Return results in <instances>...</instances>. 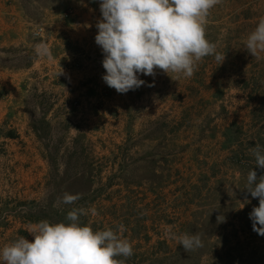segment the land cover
I'll use <instances>...</instances> for the list:
<instances>
[{"label":"rangeland","instance_id":"obj_1","mask_svg":"<svg viewBox=\"0 0 264 264\" xmlns=\"http://www.w3.org/2000/svg\"><path fill=\"white\" fill-rule=\"evenodd\" d=\"M262 17L264 0H221L206 24L221 65L205 57L179 81L157 69L118 94L102 80L99 0H0V249L84 207L97 214L82 225L125 226L126 264H264L245 189L264 175L250 151L264 147V53L245 49ZM169 227L204 246L185 252Z\"/></svg>","mask_w":264,"mask_h":264},{"label":"clouds","instance_id":"obj_2","mask_svg":"<svg viewBox=\"0 0 264 264\" xmlns=\"http://www.w3.org/2000/svg\"><path fill=\"white\" fill-rule=\"evenodd\" d=\"M219 3L221 0H99L101 18L95 25V43L103 55V82L118 94H126L145 84L140 75L154 77L157 69L179 81L191 78L205 57L211 56L221 65L226 53L206 36L210 10ZM245 49L252 57L264 53V17L248 35ZM35 51L52 59L46 43L37 44ZM250 151L255 165L264 170V147L256 144ZM245 189L258 199V206L249 213L252 230L264 236V175L258 177L250 170ZM80 198L65 192L61 202L71 205ZM245 203H250L247 197L240 209ZM89 211L97 214L95 208L74 207L67 212V223H35L28 229L31 241L21 236L0 249V264H126L134 249L122 235L125 226L93 230L80 223V217ZM224 219L217 216L218 222ZM166 235L178 241L185 252L204 246L199 233L177 235L169 227Z\"/></svg>","mask_w":264,"mask_h":264},{"label":"trees","instance_id":"obj_3","mask_svg":"<svg viewBox=\"0 0 264 264\" xmlns=\"http://www.w3.org/2000/svg\"><path fill=\"white\" fill-rule=\"evenodd\" d=\"M68 211H64V212H57L55 213V217H57L59 219L58 222H65L67 223L68 221H66V215H67Z\"/></svg>","mask_w":264,"mask_h":264}]
</instances>
